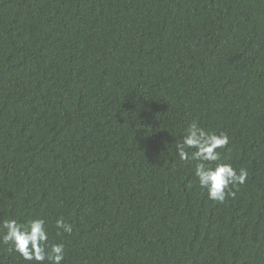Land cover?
I'll return each instance as SVG.
<instances>
[{
  "label": "trees",
  "instance_id": "trees-1",
  "mask_svg": "<svg viewBox=\"0 0 264 264\" xmlns=\"http://www.w3.org/2000/svg\"><path fill=\"white\" fill-rule=\"evenodd\" d=\"M193 121L235 198L180 159ZM36 217L62 264H264V0H0V224Z\"/></svg>",
  "mask_w": 264,
  "mask_h": 264
},
{
  "label": "clouds",
  "instance_id": "clouds-1",
  "mask_svg": "<svg viewBox=\"0 0 264 264\" xmlns=\"http://www.w3.org/2000/svg\"><path fill=\"white\" fill-rule=\"evenodd\" d=\"M229 139L226 132L206 131L193 121L176 143L182 161H196L194 176L199 187L207 191L208 199L218 203H224L229 197L235 198L239 186L248 178L247 169L237 170L231 163L222 162L220 150L229 144ZM55 228L57 235L73 232V225L63 216L56 219ZM0 244L9 245L8 253H19L29 264H62L65 259L64 243L49 241L47 221L41 217L24 222L4 220L0 224Z\"/></svg>",
  "mask_w": 264,
  "mask_h": 264
}]
</instances>
